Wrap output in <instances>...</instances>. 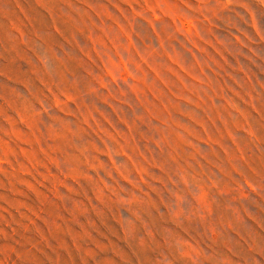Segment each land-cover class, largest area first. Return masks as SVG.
<instances>
[{"label":"rangeland","instance_id":"1","mask_svg":"<svg viewBox=\"0 0 264 264\" xmlns=\"http://www.w3.org/2000/svg\"><path fill=\"white\" fill-rule=\"evenodd\" d=\"M0 264H264V0H0Z\"/></svg>","mask_w":264,"mask_h":264}]
</instances>
